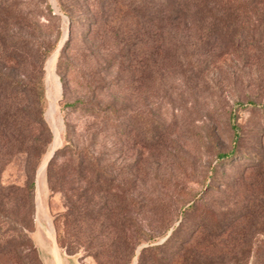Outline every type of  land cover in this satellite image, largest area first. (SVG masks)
Masks as SVG:
<instances>
[{
  "label": "rangeland",
  "instance_id": "1",
  "mask_svg": "<svg viewBox=\"0 0 264 264\" xmlns=\"http://www.w3.org/2000/svg\"><path fill=\"white\" fill-rule=\"evenodd\" d=\"M15 1L34 11L46 1L52 15L38 12V33L58 45L44 64V119L52 138L35 174L31 233L48 248L47 263H57L53 242L75 257L73 264H97L93 254L116 233L135 232L142 241L130 264H137L143 248L182 228L164 250V264H264V257L255 260L248 251L249 241L264 233V0H242L239 20L233 19L241 35L228 34L206 55L195 51L197 24L156 21L152 27L132 10L135 0H112L103 10L98 0ZM93 15L101 16V26L89 36ZM67 40L75 67L64 86L57 62ZM77 100L98 106L101 114L81 103L66 106ZM66 135L76 145H89L106 170L94 199L96 221H72L74 198L50 190L47 165ZM235 141L232 159L220 162L219 154L232 151ZM3 179L23 181L20 159L7 166ZM206 212L220 219L223 232L200 226ZM77 227L85 238L69 255L59 240L68 241ZM151 255L149 250L143 258ZM27 260L35 264L19 232H0V264Z\"/></svg>",
  "mask_w": 264,
  "mask_h": 264
},
{
  "label": "trees",
  "instance_id": "2",
  "mask_svg": "<svg viewBox=\"0 0 264 264\" xmlns=\"http://www.w3.org/2000/svg\"><path fill=\"white\" fill-rule=\"evenodd\" d=\"M241 1L135 0L132 10H136L140 17L147 18L152 27L155 26L156 21L167 22L166 25L170 27L178 22L197 24L200 44L195 46V51L206 55L217 50L219 46L216 42L228 34L241 35L242 27L233 21L234 17L236 21L239 20L237 12L242 7ZM45 2H39L37 11H34L27 3L22 5L15 0H0V232L5 233L7 229L18 231L21 246L33 254L35 264H44L35 239L31 236L34 231L35 174L52 138L44 119L47 106L44 64L58 46L57 40L52 41L42 33H38L42 24L38 12L48 9L52 15L51 7L48 5L45 7ZM98 2L101 10L104 6L110 9L113 4L112 0H98ZM60 9L68 14L73 22V16L69 14L64 4H61ZM93 16L89 36H95L101 26L98 20L100 15ZM151 30V33L155 34V29ZM69 49L70 44L67 40L60 50L57 62V71L64 86L67 85V79L75 67V61L70 59ZM78 103L83 104L84 109H91V114L92 112L101 114V108L91 103L87 104L83 100L67 103L66 106L79 108ZM67 127H70L69 123ZM236 149L235 141L232 151L219 154V161L231 160ZM14 159H20L23 178L20 183L5 182L3 179L7 166ZM46 174L53 194L61 193L66 197L74 198L69 213L74 219L72 221L84 223L89 219L98 220L99 210L95 206L94 199L102 191L101 181L106 170L102 168L99 156L89 145H76L66 135L65 144L50 158ZM72 182L77 184L86 182L87 185L72 186ZM75 190L76 193H73ZM86 193H89V198H85ZM187 208L194 212L199 210L194 206ZM186 211L187 209L183 208V212ZM200 226L213 228L219 234L224 231V224L216 215L209 212L204 213ZM181 229H174L171 236L163 243L143 248L137 264H164L167 261L164 250L173 247V239H177L176 236ZM141 232L149 236L148 240H153L146 232L142 230ZM98 236L99 234H95L93 239H97ZM84 238L83 231L77 227L68 236V241L59 240V243L66 249L67 254L75 255L76 249L83 245ZM141 238L142 236L135 235V232L131 235L128 232L116 233L109 246L103 251L101 249L95 251L93 256L96 263L130 264L136 246L142 241ZM248 244L249 254H253L255 260H262L264 233H259V238L251 239ZM149 250L153 251V256L146 260L143 255ZM99 257L112 259L104 263ZM26 264H32V261L27 260Z\"/></svg>",
  "mask_w": 264,
  "mask_h": 264
},
{
  "label": "crops",
  "instance_id": "3",
  "mask_svg": "<svg viewBox=\"0 0 264 264\" xmlns=\"http://www.w3.org/2000/svg\"><path fill=\"white\" fill-rule=\"evenodd\" d=\"M35 239H36V244L38 246V249L40 251V255L44 261V264H73L72 260L75 257L74 256L66 257L65 253L62 252V250L58 247L56 242H53L52 244L53 246L51 247H53L52 249L55 255L57 256V263L55 262L47 263L46 256L49 255L50 252L44 243H40L36 237Z\"/></svg>",
  "mask_w": 264,
  "mask_h": 264
},
{
  "label": "water",
  "instance_id": "4",
  "mask_svg": "<svg viewBox=\"0 0 264 264\" xmlns=\"http://www.w3.org/2000/svg\"><path fill=\"white\" fill-rule=\"evenodd\" d=\"M54 152H55V151H53L52 155L54 154ZM52 155H51V156H52Z\"/></svg>",
  "mask_w": 264,
  "mask_h": 264
}]
</instances>
